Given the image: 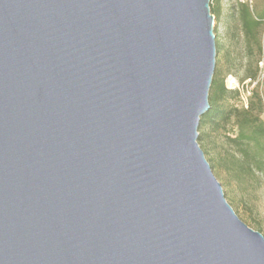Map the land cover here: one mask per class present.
Segmentation results:
<instances>
[{
    "label": "water",
    "instance_id": "95a60500",
    "mask_svg": "<svg viewBox=\"0 0 264 264\" xmlns=\"http://www.w3.org/2000/svg\"><path fill=\"white\" fill-rule=\"evenodd\" d=\"M211 0H0V264H264L202 150Z\"/></svg>",
    "mask_w": 264,
    "mask_h": 264
},
{
    "label": "rangeland",
    "instance_id": "374dc122",
    "mask_svg": "<svg viewBox=\"0 0 264 264\" xmlns=\"http://www.w3.org/2000/svg\"><path fill=\"white\" fill-rule=\"evenodd\" d=\"M242 4L249 5L255 17L264 18V0H211V6L220 13L214 28L222 45L221 53L216 55V70L219 67L226 74L228 89L238 91V96L228 100L229 104L246 107L253 98L254 102L261 99L264 106V25L260 27V32H254L252 42L249 41L240 20ZM228 129L234 131L235 128L229 125ZM206 132L209 134L207 141L199 144L222 184L228 203L248 227L264 236V184L258 183L245 189L224 169L216 167L218 158L228 149V132L225 129L215 131L212 127H207Z\"/></svg>",
    "mask_w": 264,
    "mask_h": 264
},
{
    "label": "trees",
    "instance_id": "16d2710c",
    "mask_svg": "<svg viewBox=\"0 0 264 264\" xmlns=\"http://www.w3.org/2000/svg\"><path fill=\"white\" fill-rule=\"evenodd\" d=\"M211 12L216 19L220 18L217 8L211 6ZM240 20L247 39L252 42L254 32H260V27L264 25V18L255 17L249 5L242 4ZM214 33L219 54L222 45L216 29ZM225 77L226 74L218 67L210 89L211 109L201 117L198 142L207 141V127L215 131L225 129L228 132V149L218 158L216 167L224 169L231 179L248 189L258 183L264 184V106L261 99L254 102L253 98L246 107L229 104L228 100L234 95L238 96V91L226 87ZM229 125L235 128L234 131L228 129Z\"/></svg>",
    "mask_w": 264,
    "mask_h": 264
}]
</instances>
